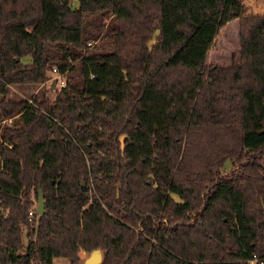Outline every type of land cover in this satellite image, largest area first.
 Here are the masks:
<instances>
[{
  "label": "trees",
  "instance_id": "1",
  "mask_svg": "<svg viewBox=\"0 0 264 264\" xmlns=\"http://www.w3.org/2000/svg\"><path fill=\"white\" fill-rule=\"evenodd\" d=\"M75 1L0 0V264H264V12L172 0L171 44L165 0ZM231 18L236 56L205 59ZM52 65L54 97L9 94Z\"/></svg>",
  "mask_w": 264,
  "mask_h": 264
},
{
  "label": "rangeland",
  "instance_id": "2",
  "mask_svg": "<svg viewBox=\"0 0 264 264\" xmlns=\"http://www.w3.org/2000/svg\"><path fill=\"white\" fill-rule=\"evenodd\" d=\"M245 10L250 13L254 12H264V0H243ZM73 5H76L77 2L73 0ZM165 12H166V20L165 25H162L166 30L169 31L168 38L171 39V44H174L183 33L180 31L181 22L183 19V12L181 10L180 5L173 4L172 0H165L164 2ZM180 7V8H179ZM179 28V31H178ZM237 28V20L236 18H231L226 21L223 25H221L217 32H215L207 45V49L205 50V59L228 63L232 60L234 56H236L239 45V33ZM50 73V77H52V73ZM51 80V78H50ZM49 80H45L42 83H12L10 85V95L14 96H29L30 92H42L45 91L46 94L50 95V97H54L58 87L56 85H50ZM228 165V164H227ZM234 209L236 210L239 206L238 198L232 201ZM36 203V200L34 201ZM235 219V232L238 233L240 238V250L239 254H244L245 256H250L248 249V243L245 238V226L243 225L242 219H240V214L236 210L234 214ZM89 254V251H85L81 253V262L80 264H90L85 262L86 256ZM54 264H70L68 258L63 256H53Z\"/></svg>",
  "mask_w": 264,
  "mask_h": 264
},
{
  "label": "built area",
  "instance_id": "3",
  "mask_svg": "<svg viewBox=\"0 0 264 264\" xmlns=\"http://www.w3.org/2000/svg\"><path fill=\"white\" fill-rule=\"evenodd\" d=\"M48 71L51 72L53 75L52 77H50L51 74L47 72L48 76L46 80H49L52 85H56L58 87V90H60L65 85V81H66L65 75L63 74V72L59 71L55 65L50 66ZM30 207L31 208L29 209V217H31L33 213L36 212L35 203H33V205H31ZM255 259H256V255L255 253H253L252 256L249 258V260L254 261Z\"/></svg>",
  "mask_w": 264,
  "mask_h": 264
},
{
  "label": "water",
  "instance_id": "4",
  "mask_svg": "<svg viewBox=\"0 0 264 264\" xmlns=\"http://www.w3.org/2000/svg\"><path fill=\"white\" fill-rule=\"evenodd\" d=\"M38 189H39V192L37 195L35 207L38 213H42L45 210L43 190L40 188ZM101 260H102L101 250L99 247H95L89 251V254L86 256L85 262L90 263V264H96V263H99Z\"/></svg>",
  "mask_w": 264,
  "mask_h": 264
},
{
  "label": "crops",
  "instance_id": "5",
  "mask_svg": "<svg viewBox=\"0 0 264 264\" xmlns=\"http://www.w3.org/2000/svg\"><path fill=\"white\" fill-rule=\"evenodd\" d=\"M82 252H85V250H83V249L80 250V251H79L80 255H81ZM57 256H61V255H57ZM63 257H65V256H63ZM65 258H66V257H65ZM68 260H69V259H68ZM69 262H70V260H69ZM53 264H54V259H53Z\"/></svg>",
  "mask_w": 264,
  "mask_h": 264
}]
</instances>
